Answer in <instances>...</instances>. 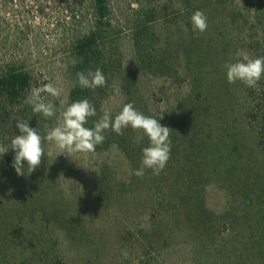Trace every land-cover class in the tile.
Returning a JSON list of instances; mask_svg holds the SVG:
<instances>
[{
	"label": "rangeland",
	"instance_id": "rangeland-1",
	"mask_svg": "<svg viewBox=\"0 0 264 264\" xmlns=\"http://www.w3.org/2000/svg\"><path fill=\"white\" fill-rule=\"evenodd\" d=\"M70 1L21 0L23 8L19 5L15 7L18 10L6 14L10 24L19 20L20 25L27 22L32 27L28 38L20 39L22 44L8 45L9 53L24 57L34 72L32 89L52 83L60 90L58 97L42 94L58 101L60 109L62 101L65 108L71 104L70 42L75 33L88 32L94 21L93 4L88 0L82 13L84 22L74 23ZM109 1L112 39L126 68L134 61L132 33L139 14L149 7L159 10L150 28L188 84L193 83L197 71L195 66L188 70L189 56L202 61L201 74L210 78L218 70L219 54L229 53L223 59L231 62L242 58L237 53L264 56L263 17L258 25L260 13L264 16V0L262 4L258 0H191L190 4L185 0ZM241 9L254 17L248 24L239 13ZM197 10L208 18L207 30L199 35L191 25ZM225 37H231L230 46ZM10 39L12 42L11 34ZM141 82L149 114L175 107L176 87L171 81L148 74ZM188 84L183 85V91ZM256 90L264 93V77ZM107 96L101 110L114 118L127 104V97L117 84ZM25 104V108L0 109V144L9 148L0 157V264H264L261 116H246L229 141L214 139L219 152L210 163H201L204 167L190 169L170 154L158 176L146 169L143 177H137L133 172L140 167L142 154L137 158L109 143L94 152L57 155L61 150L45 140L40 166L28 173L25 161L24 175H17L11 149V140L20 134L17 121L28 120L43 137L45 126L52 128L60 120L59 110L56 119L31 122V114L39 113ZM246 107L251 109L247 102ZM177 136L169 138L171 144L178 142ZM195 175L198 186L188 184ZM197 194L200 197L195 199ZM201 196L206 226L196 218Z\"/></svg>",
	"mask_w": 264,
	"mask_h": 264
},
{
	"label": "trees",
	"instance_id": "trees-1",
	"mask_svg": "<svg viewBox=\"0 0 264 264\" xmlns=\"http://www.w3.org/2000/svg\"><path fill=\"white\" fill-rule=\"evenodd\" d=\"M87 1L71 0L68 3L74 23L84 22L82 13H84ZM89 1L93 4L94 21L88 32L73 35L67 64L72 79L70 102L86 98L96 109L97 115L88 119L86 127L92 128L94 123L103 116L102 102L106 99L113 84L115 86L117 84L127 97V103H132L138 111L158 120L161 115L163 116L159 122L162 126H168L172 129L169 138L177 136L175 132H179L178 142H174L170 146V154L177 160L181 158V162L191 169L193 166L204 167L201 163L208 164L211 161L210 158H213L219 152L217 151L218 146L214 144V139L216 141L222 140V142L229 141V135L241 127V124L247 119L246 116L255 118L253 113L258 114L264 123V93L260 94L256 88L247 87L239 81L236 82L237 84H230L227 81L224 66L226 63H230L231 60L223 58L229 53L219 54L218 70L214 71L215 77L211 78L208 74H201L204 65L201 63L202 61L194 58L190 59L189 56L186 62L188 70L190 67L195 66L197 71L193 76V83L188 84V78L169 59L167 49L163 44H160L159 36L150 28V24L157 19L159 10L155 7H149V9H145L142 11L143 13L139 14L140 20L132 33L134 61L131 67L126 68L124 59L119 56L117 44L112 39L113 21L110 1ZM258 1L260 4L263 2V0ZM185 2L190 4L191 0H185ZM24 3L21 0H0V109L25 108L26 94L32 89L35 81L34 72L27 67L25 58L15 53L11 55L8 51V45L12 47L22 44L20 39L22 41L27 39L26 34L32 28L27 22L20 25L19 20L14 24H10L6 17L8 12L18 10L15 7L17 8L20 5L23 8ZM187 10L189 9L187 8ZM239 13L244 14L242 18L246 19L247 24L254 19L249 11L246 12L241 9ZM260 15L258 25L262 24V17L264 18L263 14L260 13ZM256 18L258 19V17ZM253 32L254 29L252 30L250 42H253ZM262 33L264 35V31ZM10 34L13 38L12 42ZM230 38L225 37L223 39L228 46H230ZM73 58L82 62L73 66L70 63ZM97 68L102 69L106 77L105 86L97 87L94 90L82 89L78 85L73 87L78 71H95ZM148 74L153 75L155 78L169 80L175 85L174 103L176 104L178 101L175 107L170 108V106H167L159 114H149V104L147 101L145 102L144 91L141 87V80ZM183 83L188 84L189 87L185 91H183ZM46 100L52 101L58 109L56 116L53 117L56 119L60 110L58 101L48 98ZM246 102L251 106V109L246 107ZM31 116L33 118L31 122L37 121L36 123L40 124L49 122L52 119L45 118L42 114L37 116L31 114ZM33 124L31 123V125ZM103 134L105 140L99 145L116 144L128 154L137 158L141 157L142 149L149 145L147 137L139 144L135 143L137 133L131 128L124 129L123 135H119L111 129L105 130ZM99 145L96 148H99ZM197 180L198 176L195 175L190 178L188 184L193 183L194 186H198L200 182ZM199 197V194H197L195 199ZM196 205L197 207L199 205L200 208V216L197 214L196 218L201 221L203 226H206L202 196Z\"/></svg>",
	"mask_w": 264,
	"mask_h": 264
},
{
	"label": "clouds",
	"instance_id": "clouds-1",
	"mask_svg": "<svg viewBox=\"0 0 264 264\" xmlns=\"http://www.w3.org/2000/svg\"><path fill=\"white\" fill-rule=\"evenodd\" d=\"M207 16L202 10H197L191 16L192 31L197 35L204 33L208 28ZM188 31L187 28L184 29ZM241 59L236 62L225 64L227 81L232 84L237 81L242 82L250 88H257L258 82L264 77V56L250 57L248 54L237 53ZM82 61L73 58L70 63L75 66ZM79 86L82 89H96L106 85V77L102 69L87 72L78 71L73 87ZM42 94L58 97L60 90L52 83L35 87L31 90V95L26 101L32 106L34 113L42 114L45 118L56 116L58 109L50 100ZM61 102L60 120L52 128L46 127V136H41L38 128L29 126L28 120L20 119L16 123L20 134L15 135L11 140V149L14 150L12 167L17 175H24V163L27 162L28 173L33 172L41 164L45 155L43 141L54 143L61 151L57 154L75 152H94L96 146L105 140L104 131L111 129L119 135H123V130L133 129L137 135L134 142L139 144L145 137L149 145L142 149L141 165L134 170L133 174L143 177L145 170L150 169L153 175H159L166 167L170 159L171 141L169 139L172 129L162 126L152 116H146L138 111L132 103L123 105L122 110L115 115L114 119L107 111L94 123L92 128L86 127L88 119L97 115L94 105L88 99L77 100L64 107ZM9 150L8 147L0 144V157Z\"/></svg>",
	"mask_w": 264,
	"mask_h": 264
}]
</instances>
